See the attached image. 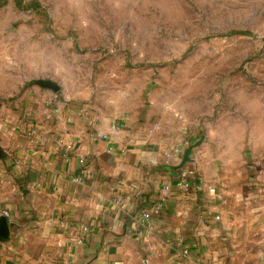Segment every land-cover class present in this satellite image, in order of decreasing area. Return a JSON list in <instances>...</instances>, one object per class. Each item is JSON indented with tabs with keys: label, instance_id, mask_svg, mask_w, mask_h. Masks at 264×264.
<instances>
[{
	"label": "crops",
	"instance_id": "0c3cea01",
	"mask_svg": "<svg viewBox=\"0 0 264 264\" xmlns=\"http://www.w3.org/2000/svg\"><path fill=\"white\" fill-rule=\"evenodd\" d=\"M0 111V264H264V190L234 182L230 155L209 156L205 139L191 188L175 186L199 140L186 127L115 119L41 87Z\"/></svg>",
	"mask_w": 264,
	"mask_h": 264
},
{
	"label": "rangeland",
	"instance_id": "374dc122",
	"mask_svg": "<svg viewBox=\"0 0 264 264\" xmlns=\"http://www.w3.org/2000/svg\"><path fill=\"white\" fill-rule=\"evenodd\" d=\"M32 87L186 127L264 190V0H0V107Z\"/></svg>",
	"mask_w": 264,
	"mask_h": 264
},
{
	"label": "built area",
	"instance_id": "2783aa9c",
	"mask_svg": "<svg viewBox=\"0 0 264 264\" xmlns=\"http://www.w3.org/2000/svg\"><path fill=\"white\" fill-rule=\"evenodd\" d=\"M179 148H177L176 146H170L166 152V155H172V154H178L179 153ZM194 154L191 155L190 159H191V162L187 163L184 167L182 168H178L176 170H179V174H178V179L175 183V186L177 188H180V189H183L184 191H188L191 186H192V183H193V179L196 175V171H195V168L193 167L192 163L194 161ZM81 162H84V160H81ZM75 181L77 182H81L82 178L81 177H77V178H74ZM170 185H164L162 186L161 190H160V201L161 202H165L169 193H170ZM210 192L213 193L214 192V189H210ZM119 202H117V204H119ZM160 212V208L157 206L152 212H145L142 214V218L143 220L145 221H148L150 220L151 216L152 215H155V214H158ZM5 216L7 218H10L9 217V214L8 213H5ZM81 242V241H80ZM184 254L187 255L188 252L187 251H184Z\"/></svg>",
	"mask_w": 264,
	"mask_h": 264
},
{
	"label": "water",
	"instance_id": "95a60500",
	"mask_svg": "<svg viewBox=\"0 0 264 264\" xmlns=\"http://www.w3.org/2000/svg\"><path fill=\"white\" fill-rule=\"evenodd\" d=\"M40 86H42V87H46V88H49V89H51V90H53V91H57L58 90V86L56 85V84H54V83H52V82H41L40 83ZM203 139L204 138H201L200 140H198L196 143H194L191 147H189L188 149H186L185 151H184V154H183V159H182V161H181V163H180V165L177 167V169L178 168H182V167H184L187 163H189V162H191V159H190V157H191V155H193V153H192V151L196 148V147H198L200 144H201V142L203 141Z\"/></svg>",
	"mask_w": 264,
	"mask_h": 264
}]
</instances>
